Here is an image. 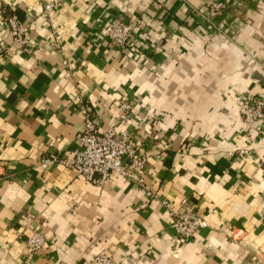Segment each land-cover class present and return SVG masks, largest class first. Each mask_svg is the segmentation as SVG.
Returning <instances> with one entry per match:
<instances>
[{
  "label": "crops",
  "instance_id": "crops-1",
  "mask_svg": "<svg viewBox=\"0 0 264 264\" xmlns=\"http://www.w3.org/2000/svg\"><path fill=\"white\" fill-rule=\"evenodd\" d=\"M1 2L29 29L26 49L6 48L0 19V264H93L98 251L114 264H264V122L248 129L239 111L245 93L264 99V0H61L48 19L43 0ZM113 16L130 31L120 46L105 34ZM79 99L98 129H127L147 151V188L65 162ZM182 197L207 220L183 240L164 204L183 212Z\"/></svg>",
  "mask_w": 264,
  "mask_h": 264
},
{
  "label": "built area",
  "instance_id": "built-area-1",
  "mask_svg": "<svg viewBox=\"0 0 264 264\" xmlns=\"http://www.w3.org/2000/svg\"><path fill=\"white\" fill-rule=\"evenodd\" d=\"M60 1L43 0L41 16L46 19L50 18ZM208 6L207 18L218 14L220 7L217 2H211ZM0 19L7 22L11 36L6 48L26 49V33L29 26L12 15L4 18L1 0ZM105 34L113 44L120 46L127 41L130 31L121 17L113 16L107 25ZM53 43L57 45L58 41L54 39ZM62 63L68 68L72 67L70 57H64ZM78 103L83 115L82 127L77 133L79 146L74 149L71 157L65 159V162L75 170L77 175L89 181L104 184L115 173L147 188V184L141 178V168L144 165L147 151L134 142V135L127 129H115L111 126L103 130L98 129L93 119L91 106L82 99H79ZM121 107L127 111L131 104L129 101H123ZM239 111L246 127L254 128L256 122H264V99L245 93L240 99ZM238 152L245 153V148L240 147ZM49 161H51L50 158L44 157L41 163L46 165ZM262 164L264 166V159ZM164 204L176 214L174 226L178 239L191 238L199 227L207 224L206 218L201 213L192 210L186 197L180 200V204L184 207L183 212L178 213L172 209L169 201H164ZM44 241L45 236L40 231L33 230L27 237L26 244L31 251L35 252L43 246ZM90 261L93 264H114L112 256L105 251L96 252L91 256Z\"/></svg>",
  "mask_w": 264,
  "mask_h": 264
}]
</instances>
